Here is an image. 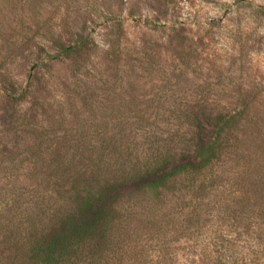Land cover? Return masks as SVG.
<instances>
[{
  "label": "trees",
  "instance_id": "1",
  "mask_svg": "<svg viewBox=\"0 0 264 264\" xmlns=\"http://www.w3.org/2000/svg\"><path fill=\"white\" fill-rule=\"evenodd\" d=\"M16 1L39 26L62 20L51 27L49 57L69 62L70 82L47 104L31 89L34 76L23 92L34 116L28 129L17 119V137L29 145L13 169L26 177L5 186L0 264H173L172 243L203 234L201 219L217 208L212 198L245 202L264 243V110L248 101H138L110 82L95 54L101 20L112 35L103 60L119 69L126 40L119 12L81 5L79 22L69 7L62 14L72 0H61L53 18L44 0ZM142 53L141 67L155 72L154 56Z\"/></svg>",
  "mask_w": 264,
  "mask_h": 264
},
{
  "label": "rangeland",
  "instance_id": "2",
  "mask_svg": "<svg viewBox=\"0 0 264 264\" xmlns=\"http://www.w3.org/2000/svg\"><path fill=\"white\" fill-rule=\"evenodd\" d=\"M49 1L44 0V5L53 18L57 5L64 1ZM0 2L1 204L5 186L26 177V171L18 172L13 166L28 155L23 154L28 141L20 142L15 125L20 119L28 129L34 116L32 99L23 95L30 77L34 76L31 89L38 88V95L47 104L53 97L61 98L64 85L70 82V68L67 60L53 62L49 57L56 53L50 41L51 27L59 28L61 19L39 26L31 21L24 3ZM69 4L61 7L63 15L65 7L70 8V21L81 22L82 16L74 13L81 5L88 11L106 12L108 8L121 14L127 59L124 57L119 69L103 60L105 44L112 35L99 25L101 20L93 26V35L99 67L109 68L110 82H122L127 95L138 101L161 97L176 103L248 101L257 104L262 115L264 0H72ZM169 36H177L172 44ZM142 51L154 56L155 72L141 67ZM46 116L39 121L45 128ZM233 198L235 201L208 200L217 208L201 219L207 225L203 234L191 243L173 242V264H264V243L257 244L256 220L241 209L245 202Z\"/></svg>",
  "mask_w": 264,
  "mask_h": 264
}]
</instances>
